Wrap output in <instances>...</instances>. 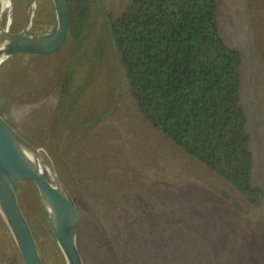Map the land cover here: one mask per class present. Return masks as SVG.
I'll return each instance as SVG.
<instances>
[{
	"label": "rangeland",
	"instance_id": "374dc122",
	"mask_svg": "<svg viewBox=\"0 0 264 264\" xmlns=\"http://www.w3.org/2000/svg\"><path fill=\"white\" fill-rule=\"evenodd\" d=\"M127 2L92 0L77 48L67 40L52 54L5 58L0 113L63 183L83 264H264V0L216 8L222 36L243 54L251 183L263 189L254 203L140 113L108 27V13ZM33 10V0H9L0 26L19 31ZM54 18L53 3L38 0L29 32L49 30ZM25 187L34 186L21 182L19 193ZM33 225L43 264H66L48 219ZM13 245L0 215V264H17Z\"/></svg>",
	"mask_w": 264,
	"mask_h": 264
},
{
	"label": "trees",
	"instance_id": "16d2710c",
	"mask_svg": "<svg viewBox=\"0 0 264 264\" xmlns=\"http://www.w3.org/2000/svg\"><path fill=\"white\" fill-rule=\"evenodd\" d=\"M65 1L67 40L77 48L87 36L92 0ZM216 8L217 0H128L115 16L108 13V27L140 113L254 203L263 189L251 183L253 157L240 95L243 54L222 36ZM65 84L64 77L61 92ZM18 200L31 228H46L37 189L22 188Z\"/></svg>",
	"mask_w": 264,
	"mask_h": 264
},
{
	"label": "water",
	"instance_id": "95a60500",
	"mask_svg": "<svg viewBox=\"0 0 264 264\" xmlns=\"http://www.w3.org/2000/svg\"><path fill=\"white\" fill-rule=\"evenodd\" d=\"M38 0L30 23L19 31L0 26V62L15 54L47 55L63 47L69 35V14L65 0H52L55 18L51 28L31 33ZM21 182L33 185L41 198L50 230L66 264H83L77 246L78 221L72 200L63 183L40 153L0 113V215L17 246L22 264H43L32 228L19 200Z\"/></svg>",
	"mask_w": 264,
	"mask_h": 264
},
{
	"label": "bare ground",
	"instance_id": "6f19581e",
	"mask_svg": "<svg viewBox=\"0 0 264 264\" xmlns=\"http://www.w3.org/2000/svg\"><path fill=\"white\" fill-rule=\"evenodd\" d=\"M8 5H9V0H0V9H1V11L5 10L8 7ZM70 208H71V211H72L73 215L75 216V218L78 221V211H77L76 207L74 206L73 202L70 205Z\"/></svg>",
	"mask_w": 264,
	"mask_h": 264
}]
</instances>
